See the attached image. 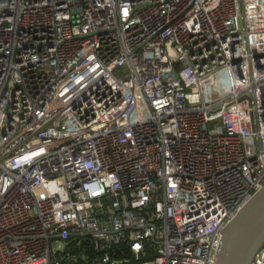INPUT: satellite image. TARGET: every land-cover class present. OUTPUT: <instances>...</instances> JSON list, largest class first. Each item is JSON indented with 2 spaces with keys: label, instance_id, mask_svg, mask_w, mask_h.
<instances>
[{
  "label": "built area",
  "instance_id": "built-area-1",
  "mask_svg": "<svg viewBox=\"0 0 264 264\" xmlns=\"http://www.w3.org/2000/svg\"><path fill=\"white\" fill-rule=\"evenodd\" d=\"M263 183L264 0H0V264H215Z\"/></svg>",
  "mask_w": 264,
  "mask_h": 264
},
{
  "label": "water",
  "instance_id": "water-1",
  "mask_svg": "<svg viewBox=\"0 0 264 264\" xmlns=\"http://www.w3.org/2000/svg\"><path fill=\"white\" fill-rule=\"evenodd\" d=\"M264 245V183L221 230L215 264H252Z\"/></svg>",
  "mask_w": 264,
  "mask_h": 264
},
{
  "label": "trees",
  "instance_id": "trees-1",
  "mask_svg": "<svg viewBox=\"0 0 264 264\" xmlns=\"http://www.w3.org/2000/svg\"><path fill=\"white\" fill-rule=\"evenodd\" d=\"M148 258H150V257H148V255H146V256L144 257V259H148ZM128 263H132V262H128Z\"/></svg>",
  "mask_w": 264,
  "mask_h": 264
},
{
  "label": "rangeland",
  "instance_id": "rangeland-1",
  "mask_svg": "<svg viewBox=\"0 0 264 264\" xmlns=\"http://www.w3.org/2000/svg\"><path fill=\"white\" fill-rule=\"evenodd\" d=\"M221 86H223V87H224V85H223V84H222ZM221 86H220V87H221ZM224 88H225V87H224ZM219 90H220V89H219V88H217V90H216V91H219Z\"/></svg>",
  "mask_w": 264,
  "mask_h": 264
}]
</instances>
